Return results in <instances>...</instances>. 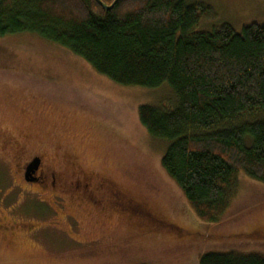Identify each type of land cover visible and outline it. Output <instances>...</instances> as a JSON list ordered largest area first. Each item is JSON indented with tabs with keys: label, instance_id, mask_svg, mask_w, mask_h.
Returning <instances> with one entry per match:
<instances>
[{
	"label": "rangeland",
	"instance_id": "374dc122",
	"mask_svg": "<svg viewBox=\"0 0 264 264\" xmlns=\"http://www.w3.org/2000/svg\"><path fill=\"white\" fill-rule=\"evenodd\" d=\"M184 1L210 10L196 31L264 23V0ZM173 102L167 84H116L36 33L0 36V128L47 133L39 137L106 176L127 204L101 214L69 201L60 214L55 194L25 183L18 158L0 152V264H198L208 251L264 253L262 182L240 171L228 208L207 222L164 171L167 144L141 125L138 108Z\"/></svg>",
	"mask_w": 264,
	"mask_h": 264
},
{
	"label": "trees",
	"instance_id": "16d2710c",
	"mask_svg": "<svg viewBox=\"0 0 264 264\" xmlns=\"http://www.w3.org/2000/svg\"><path fill=\"white\" fill-rule=\"evenodd\" d=\"M210 10L184 0H0V36L33 32L116 84H167L173 107L142 105L167 144L161 165L207 222L228 208L240 171L264 184V23L196 31ZM198 264H264L258 251H208Z\"/></svg>",
	"mask_w": 264,
	"mask_h": 264
},
{
	"label": "flooded vegetation",
	"instance_id": "af4514ba",
	"mask_svg": "<svg viewBox=\"0 0 264 264\" xmlns=\"http://www.w3.org/2000/svg\"><path fill=\"white\" fill-rule=\"evenodd\" d=\"M34 130L15 135L0 128V152L18 158L16 170L25 183L38 185L44 191L54 193V198L49 200L60 204V214L69 201L79 209L89 208L94 213L122 212L127 204L120 193L112 188L106 176L94 169H84L68 149L60 143L46 142L44 138L48 134L36 128ZM39 134L44 138L39 137ZM32 162L35 164L26 175ZM57 199L60 202H56Z\"/></svg>",
	"mask_w": 264,
	"mask_h": 264
},
{
	"label": "water",
	"instance_id": "95a60500",
	"mask_svg": "<svg viewBox=\"0 0 264 264\" xmlns=\"http://www.w3.org/2000/svg\"><path fill=\"white\" fill-rule=\"evenodd\" d=\"M34 164H35V163L32 162V163L28 166V168H27V170H26V175H27L28 171L30 170L31 166L34 165Z\"/></svg>",
	"mask_w": 264,
	"mask_h": 264
}]
</instances>
